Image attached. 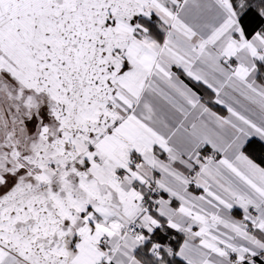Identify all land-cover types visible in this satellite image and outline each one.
<instances>
[{
	"label": "snow or ice",
	"instance_id": "snow-or-ice-1",
	"mask_svg": "<svg viewBox=\"0 0 264 264\" xmlns=\"http://www.w3.org/2000/svg\"><path fill=\"white\" fill-rule=\"evenodd\" d=\"M0 264H264V0H0Z\"/></svg>",
	"mask_w": 264,
	"mask_h": 264
}]
</instances>
